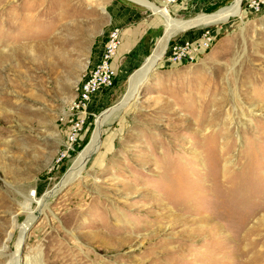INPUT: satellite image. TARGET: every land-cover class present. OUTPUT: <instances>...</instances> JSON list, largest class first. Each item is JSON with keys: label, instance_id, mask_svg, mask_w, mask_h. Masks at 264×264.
Instances as JSON below:
<instances>
[{"label": "rangeland", "instance_id": "rangeland-1", "mask_svg": "<svg viewBox=\"0 0 264 264\" xmlns=\"http://www.w3.org/2000/svg\"><path fill=\"white\" fill-rule=\"evenodd\" d=\"M233 1L167 10L187 20ZM249 1L206 25L213 43L193 63L163 53L66 177L167 22L137 0H0V264L28 222L20 264H264V12ZM112 27L113 85L69 144L60 114Z\"/></svg>", "mask_w": 264, "mask_h": 264}, {"label": "built area", "instance_id": "built-area-1", "mask_svg": "<svg viewBox=\"0 0 264 264\" xmlns=\"http://www.w3.org/2000/svg\"><path fill=\"white\" fill-rule=\"evenodd\" d=\"M177 1L162 0L164 7L173 5ZM247 6L253 12H264V0H250ZM213 40V31L209 26L203 25L197 37L168 43L164 53H166L168 60L174 63H193L203 51L211 46ZM119 45L120 30L117 27H112L106 34L99 57L78 82L75 97L69 103L67 112L60 114L59 119L68 123L69 144L75 140L78 132L86 123L87 105L91 95L98 90H107L112 87L115 77L112 60Z\"/></svg>", "mask_w": 264, "mask_h": 264}, {"label": "bare ground", "instance_id": "bare-ground-1", "mask_svg": "<svg viewBox=\"0 0 264 264\" xmlns=\"http://www.w3.org/2000/svg\"><path fill=\"white\" fill-rule=\"evenodd\" d=\"M138 2H141L144 6L148 7L149 9L153 10L156 13H159L162 15L166 22H167V28L163 34V36L160 39V42L154 47V50L152 54L150 55L148 62L143 65L134 73L132 76L131 83H130V89L124 96L121 98L119 102H117L114 106L109 107L99 113L96 116L95 120V127L93 129L91 138L89 142L85 145V147L79 152V154L75 157V159L72 162V165L68 169L66 173V177H71L76 174H79L80 170L84 166L85 161L97 151L99 145H100V140H99V134H100V128L103 124V122L108 118L113 112L119 110L122 105H124L127 101L131 100L132 98L135 97L138 91V86L141 84L148 74L151 72L153 69L154 64L156 63L157 60H159L165 50L166 44L168 39L172 35L175 34L180 28L190 26V27H196L199 25H208L212 23H217V22H222L226 21L228 16H240V1L241 0H234L232 3L222 7L221 9L213 12V13H208V14H199L196 15L190 19L187 20H180L177 18L172 17L167 8L163 7L160 8L159 6L155 5L154 3H151L147 0H137ZM39 203L44 204L43 200L40 201ZM42 209V208H41ZM29 222L26 223L20 230L19 236L15 242V247L13 254H11L10 259L8 263L10 264H20V249L21 245L24 239V231L26 227L28 226Z\"/></svg>", "mask_w": 264, "mask_h": 264}, {"label": "crops", "instance_id": "crops-1", "mask_svg": "<svg viewBox=\"0 0 264 264\" xmlns=\"http://www.w3.org/2000/svg\"><path fill=\"white\" fill-rule=\"evenodd\" d=\"M186 1H188L191 5H194V4H197L198 2H200V1H202V0H186ZM204 1H207V0H204ZM209 1H212V0H209ZM178 2H180V3H178L179 5H177V6H175L176 4H173V5H168V6H166V8L167 7H173L172 9L174 10V11H177V9H180L181 8V4H182V2H181V0H178ZM159 4L160 5H162L163 6V2H162V0H160V2H159ZM164 7V6H163ZM144 25L145 26H148L149 25V23H147V22H145L144 23ZM142 28H144V27H142ZM200 28V27H199ZM201 30V29H200ZM199 30V31H200ZM196 32H190V31H186V30H184V31H182V34L179 36V39L180 40H177V41H182V40H189V39H194L195 37H197L196 36ZM122 39H123V34H122V31H120V45H119V47H118V50L120 49V47H121V45H122ZM118 50H117V52H118ZM115 56H116V54H115ZM115 56H114V58H115ZM114 58H113V60H112V66H113V68H114ZM97 59H95V61H96ZM94 61V62H95ZM93 62V63H94ZM114 70H115V68H114Z\"/></svg>", "mask_w": 264, "mask_h": 264}, {"label": "water", "instance_id": "water-1", "mask_svg": "<svg viewBox=\"0 0 264 264\" xmlns=\"http://www.w3.org/2000/svg\"><path fill=\"white\" fill-rule=\"evenodd\" d=\"M188 28H190V26L182 27V28H180L178 31H184V30H187ZM178 31H177V32H178ZM175 33H176V32H175ZM126 103H127V102H126ZM126 103H125V104H126ZM125 104H124V105H125ZM124 105H122L121 108H122ZM29 226H30V225H29ZM29 226L26 227V229H25V231H24V236H25V233H26V231L28 230Z\"/></svg>", "mask_w": 264, "mask_h": 264}]
</instances>
